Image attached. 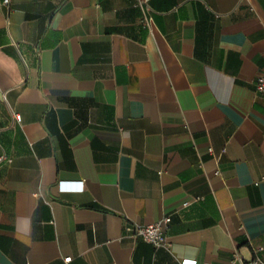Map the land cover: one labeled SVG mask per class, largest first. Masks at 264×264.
Segmentation results:
<instances>
[{
    "label": "crops",
    "instance_id": "crops-1",
    "mask_svg": "<svg viewBox=\"0 0 264 264\" xmlns=\"http://www.w3.org/2000/svg\"><path fill=\"white\" fill-rule=\"evenodd\" d=\"M263 72L264 0H0V264L264 260Z\"/></svg>",
    "mask_w": 264,
    "mask_h": 264
},
{
    "label": "built area",
    "instance_id": "built-area-1",
    "mask_svg": "<svg viewBox=\"0 0 264 264\" xmlns=\"http://www.w3.org/2000/svg\"><path fill=\"white\" fill-rule=\"evenodd\" d=\"M6 5H10V0H5ZM145 22L149 27L152 25V18L145 19ZM24 61H26V58L23 57ZM256 90L257 92L264 94V72L257 78L256 83ZM15 118L18 121H21V115L16 114ZM212 148H209V151L212 152ZM219 159V158H218ZM2 160V158H1ZM221 170L219 168L216 169L215 174L220 175ZM189 202L185 203L188 204ZM171 222V216H166L164 219L157 221L152 224L147 225H126V230L133 233V235L141 236L144 240L152 243L156 247H167L169 248L171 246V243L169 242L166 230L169 227V224ZM260 248L253 247L252 249V256L250 258H244L237 250L233 252L231 262L236 263L239 262L240 264H264V260L260 255ZM71 260V257L65 258L66 264L69 263Z\"/></svg>",
    "mask_w": 264,
    "mask_h": 264
}]
</instances>
